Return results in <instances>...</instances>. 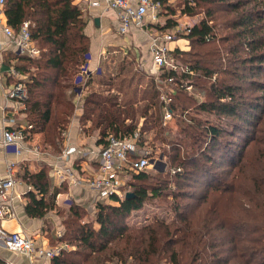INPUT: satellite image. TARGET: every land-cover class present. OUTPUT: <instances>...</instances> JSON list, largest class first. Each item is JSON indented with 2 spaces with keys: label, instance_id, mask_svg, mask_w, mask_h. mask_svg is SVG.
Returning <instances> with one entry per match:
<instances>
[{
  "label": "trees",
  "instance_id": "trees-1",
  "mask_svg": "<svg viewBox=\"0 0 264 264\" xmlns=\"http://www.w3.org/2000/svg\"><path fill=\"white\" fill-rule=\"evenodd\" d=\"M176 1L181 14L202 18L185 36L191 47L172 51L175 62L195 74L168 67L160 73L169 88V78L173 79L168 103L161 98L158 80L138 66L131 51L116 54L102 62L100 71L76 82L87 65L91 39L75 0H7L8 23L19 29L24 21L30 22L32 38L42 50L38 58L20 56L17 64L29 74L24 99L29 131L43 132L48 147L60 153L64 132L80 106L81 127L89 135L97 132L99 144L107 145L110 136L138 133L141 151L129 153L133 161L155 158L147 144L159 139L162 155L174 166L158 171L165 176H151L147 170L135 173L122 187L126 196L99 201L90 221H84L87 210L71 203L66 231L59 239L74 248L63 249L53 257L54 264H161L164 259L169 264H264V138L249 173L245 165L237 172L231 168L218 172L223 165L214 155L219 151L225 162L236 163L233 136L254 121L264 97V81L255 78L264 73V0ZM165 8L173 14L177 10ZM143 76L151 79L145 86ZM189 86L203 97L199 99ZM86 87L76 104L79 88ZM254 90L259 91L256 98L246 96ZM168 107L178 129L172 137V118L165 117ZM238 154L245 158L244 150ZM223 173L232 180H222ZM241 174L248 182L239 185ZM24 177L32 185L27 194L29 215L44 216L56 207L54 199L63 188L52 186L46 169L28 171ZM169 181L176 190L169 188ZM204 182V189H196ZM128 192L134 195L127 198ZM238 192L248 195L254 209L245 215L228 214V203L235 198L244 201ZM159 196L172 197L177 218L132 226V216L150 197Z\"/></svg>",
  "mask_w": 264,
  "mask_h": 264
},
{
  "label": "crops",
  "instance_id": "crops-1",
  "mask_svg": "<svg viewBox=\"0 0 264 264\" xmlns=\"http://www.w3.org/2000/svg\"><path fill=\"white\" fill-rule=\"evenodd\" d=\"M98 1V5H92L85 0H75V3L83 9L87 23L85 31L91 39L87 62L88 73L100 71L102 62L108 61L111 57L117 56L116 54H120V52L128 53L133 49L132 53L136 56L138 66L150 73V69L153 66L152 40L155 36L174 28L175 25L173 26V23L175 24L176 18L181 14V9L176 4L177 1L169 0V4L162 5L163 9L160 12L157 23H148L144 27L134 25L126 34L119 32L120 22L115 10L108 6L107 0ZM168 6L176 8V13H169V9L165 8ZM170 18H172V25L169 24ZM7 25L16 31L15 37L6 34L5 27ZM20 29L21 26L19 29H15L8 23L5 11L0 15V125H5L6 127L29 125L25 111V101H23V98L10 96V91L18 80H22L26 86L25 83L29 78V74L17 68L20 56L26 55L21 54L18 50L17 38H19ZM188 42L189 40L186 37H182L170 45L174 49H188ZM41 54L42 50L39 56L31 57L38 58ZM14 69L24 75V78L20 79L13 74ZM150 75L155 76L152 73ZM86 77L87 75L84 74L83 80ZM87 90L88 87L79 88L80 93L74 99L76 104H79ZM25 93L27 97L26 87ZM80 114L81 110L78 109L64 132L63 150L69 146H75L86 152L84 154L75 152L66 162L73 166L76 176H92L98 171L100 161L98 152L102 149L103 144L98 143L97 134L89 135L83 131L79 122ZM9 121H13V123L10 124ZM29 129H25V132L27 130V138L23 148L19 151H8L0 140V176H7L9 164L12 162L16 173V184L12 192L15 216L2 219L0 227L10 232H20L31 236L36 242L37 251L40 248L51 249L66 243L59 238L66 231L65 218L70 208L69 200L87 210L89 214L84 218V221H90L96 214L99 199L96 192L91 188L82 184H75L69 177L64 179V177L54 176L52 165L55 159L61 156L63 150L60 153L53 151L46 144L43 132L33 133ZM37 147H39V152L36 151ZM42 169H46L49 177L51 176L52 186L63 188V191L59 192L54 199L56 207L50 209L44 216H32L28 214L26 209V205L29 202L27 194L32 190V185L24 179V176L28 171L35 173ZM119 173L120 181L123 186H126L131 179V174L124 170ZM73 248L74 246H71L69 249ZM36 251L31 255L12 251L0 239V262H11L12 264H54L53 258L41 256Z\"/></svg>",
  "mask_w": 264,
  "mask_h": 264
},
{
  "label": "built area",
  "instance_id": "built-area-1",
  "mask_svg": "<svg viewBox=\"0 0 264 264\" xmlns=\"http://www.w3.org/2000/svg\"><path fill=\"white\" fill-rule=\"evenodd\" d=\"M92 5H98V0H85ZM108 6L115 10L118 20L120 22L119 32L126 34L130 31L132 26L144 27L148 23H157L159 21L160 12L162 9L161 0H107ZM7 0H0V15L5 11ZM176 23L173 29L167 30L160 35H157L152 40L151 52L153 55V66L150 72L156 76L159 87L161 90V98L166 102H170L171 99L168 97L169 89L167 85L163 84V81H159L160 73L163 68L168 67L173 70L188 72L195 74L194 70H190L188 66H182L175 62L172 51L174 48L171 47V43L179 40L182 37L188 35L195 24L198 23L195 16L180 14L176 18ZM5 32L8 36L15 37L16 31L9 25L5 27ZM18 50L21 54L30 56H39L41 49L32 38L30 32V22L24 21L21 25L19 32V38H17ZM153 71V72H152ZM20 79L24 78L17 70H13ZM88 75V67L84 66L83 72L77 77V82L82 81L83 77ZM170 87L172 88L173 79L169 78ZM192 87L189 86L188 89ZM11 97L26 98L25 85L22 80H18L12 90L10 91ZM165 117L167 119L172 118L171 111L168 108L165 110ZM13 123V121H9ZM27 126L17 127H6L0 125V140L8 151H19L23 148V144L27 138L25 132ZM138 133L134 137H115L110 136L107 145L103 146L98 152L100 155L98 171L92 176L74 174L72 165H69L66 160L75 152L86 153L82 149L69 146L63 150L61 156L55 159L52 165V171L54 176L69 177L75 184L85 185L97 194L99 201L110 200L112 196H117L123 199L126 196V192L123 191V183L120 181L121 171H127L128 173H140L141 171L147 170L154 167L155 164H162L161 160L156 158H149L143 156L137 160H130L129 153L135 151H141L137 146ZM39 152V147L36 148ZM145 154L146 151H145ZM180 171L181 168H177ZM174 170V171H176ZM16 173L14 163L9 164L8 174L5 177L0 176V221L5 218H12L15 216V210L13 207L14 196L12 195L13 189L16 184ZM0 239L4 242L5 246L12 251L31 255L36 251L35 240L28 235L20 232H10L0 227ZM68 243H64L60 246L47 249H37V254L45 256L47 258H53L61 253L63 249L70 248ZM0 264H12L11 262H0Z\"/></svg>",
  "mask_w": 264,
  "mask_h": 264
},
{
  "label": "rangeland",
  "instance_id": "rangeland-1",
  "mask_svg": "<svg viewBox=\"0 0 264 264\" xmlns=\"http://www.w3.org/2000/svg\"><path fill=\"white\" fill-rule=\"evenodd\" d=\"M196 20L199 22L200 19L202 18V15L198 14L195 16ZM223 32V30H222ZM188 47L190 48L191 46L189 45L188 42ZM134 50V49H133ZM131 50V52L133 51ZM86 67V65H85ZM153 72V71H152ZM131 73V72H130ZM151 73V72H150ZM148 72V74H150ZM151 76V75H150ZM123 76H120V79ZM255 78L259 81H264V73H260L257 74L255 76ZM151 79L144 77L142 78V85H147L149 83ZM165 84V83H163ZM169 88V87H168ZM171 89V88H169ZM189 90H193L192 88ZM71 92V91H69ZM193 94H195L199 99L202 98L203 96L201 95V92L199 90H193ZM262 92V91H261ZM259 93L258 90H254L252 93H246L247 97L250 98H256L257 94ZM258 101V100H256ZM260 109H257L256 112L257 114L254 116V121L251 123H248L244 126L243 129H241L242 131H240V133H238L237 136H233L234 139V148L236 150V163L230 165L229 163L225 162L224 159L221 158L220 156V152L218 151V153H214L215 157L218 158V164H222V167H219L218 172H221L220 170L224 169V170H228V169H232L233 172H237L242 166L245 165V169L246 171L249 173V170H252V163H254V161L256 162L259 158V153H260V149L263 146L262 141H260V139L264 138V97H262L261 103H260ZM78 109L81 110L82 112V108H80V106H78ZM74 117V116H72ZM71 117V118H72ZM173 125V131H172V135H170V137L174 136L177 134L178 129H177V125L176 122L174 120V118H172V120L170 121ZM97 134V132L95 133ZM148 145V149L154 150V153L156 155V159L157 160H161L162 164H155L154 167H151L149 169H147V171L150 173L151 176H165V175H160L158 173V171L160 172V170L162 171L163 168H165V170L167 171V169H171L174 168L170 167L168 164V158L165 157L163 154V145L162 142H160L159 139H155L152 140L150 139V144ZM238 150V151H237ZM240 150H244L246 155L245 158L242 160L241 159V154H238V152ZM244 163V164H242ZM193 164H188V167H192ZM130 174V173H129ZM135 173H131V178L133 177ZM253 174H255V176H259V173L257 172L256 169L253 170ZM168 174H166L167 176ZM51 177V176H50ZM222 180L224 179L225 182H230L232 180V175L229 176L227 174H221ZM240 182L238 180V184L241 185L242 182H248L247 180H245V177H242V174L239 177ZM207 186V182L204 183H200L197 184L196 189L198 188V190H202L204 189V187ZM248 186V185H246ZM67 187V186H66ZM242 187V186H241ZM169 188L171 190H176V186L174 185L173 181H169ZM187 190H189V188L187 187ZM247 191V190H246ZM240 194V195H239ZM240 199L244 198V201H239L235 198V201L228 203L227 204V211L229 210L228 214H233L234 212H236L237 214H243L245 215L246 213H249L250 211H252L254 209V206L251 204L250 200L248 199V195L247 198L243 197L242 193L238 192V196ZM71 198V197H70ZM172 200L171 196H159V197H150L148 199V201L144 204V207L135 215L132 216L131 218V225L132 226H141L143 224H147V223H151L156 221V219L159 218H163L164 220H166L167 222H171L173 221L175 218H177V216H175V210L172 207V203L170 202ZM187 200V199H186ZM237 200V201H236ZM243 200V199H242ZM240 204H239V202ZM74 203L72 200H69L68 204ZM193 207V206H192ZM195 207V206H194ZM194 209H191L189 211V215L192 216L194 215ZM233 212V213H232ZM161 264H169L167 262V259H164L161 261Z\"/></svg>",
  "mask_w": 264,
  "mask_h": 264
},
{
  "label": "water",
  "instance_id": "water-1",
  "mask_svg": "<svg viewBox=\"0 0 264 264\" xmlns=\"http://www.w3.org/2000/svg\"><path fill=\"white\" fill-rule=\"evenodd\" d=\"M134 195V193H132V192H128L127 193V198H129V197H131V196H133Z\"/></svg>",
  "mask_w": 264,
  "mask_h": 264
}]
</instances>
